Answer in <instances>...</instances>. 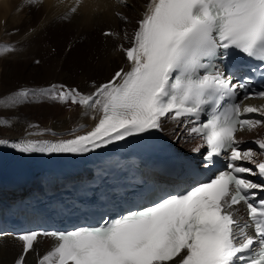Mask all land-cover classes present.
Masks as SVG:
<instances>
[{"label":"snow or ice","instance_id":"obj_1","mask_svg":"<svg viewBox=\"0 0 264 264\" xmlns=\"http://www.w3.org/2000/svg\"><path fill=\"white\" fill-rule=\"evenodd\" d=\"M41 3L30 0L29 6ZM120 5L129 7L127 0ZM117 15L127 21L124 13ZM136 25L131 46H120L128 70L120 68L99 85L93 81V92L52 83L21 88L11 97L13 106L33 98L69 110L78 106L91 119L98 111L90 131L75 135L73 129V138L53 142L0 138V146L23 154H85L176 121L187 136L202 140L192 151L206 147L203 168L215 167L214 158L226 166L99 226L19 234L23 253L16 264H24L41 237L59 244L38 264H264V183L249 178L264 180V161L254 160L264 156V138L252 141L257 151L242 148L237 137L264 127V108H242L246 100L264 98V0H148ZM15 52L13 45H0V58ZM236 53L255 63H240ZM250 113L258 116L245 115ZM241 202L248 218L233 210Z\"/></svg>","mask_w":264,"mask_h":264},{"label":"bare ground","instance_id":"obj_2","mask_svg":"<svg viewBox=\"0 0 264 264\" xmlns=\"http://www.w3.org/2000/svg\"><path fill=\"white\" fill-rule=\"evenodd\" d=\"M127 3L129 7L125 9L120 0H42L38 7H32L30 0H0V45H13L16 49L15 53L0 58V115L9 121L7 125L0 123V138L9 142L55 141L73 138L70 135L73 129H77L75 135H80L95 126L98 111L90 114L96 117L91 119L81 107L72 106L69 110L51 101L36 102L35 98L31 103L13 106L11 92L48 87L50 80L93 92V81L99 85L120 68L127 71L130 62L120 46H131L129 40L137 27L136 21L143 18L148 0H127ZM118 12L124 13L126 22L118 17ZM104 31L113 35L104 36ZM53 47L56 48L52 54L49 49ZM37 60L39 64L35 63ZM248 104L264 108V100ZM20 113L26 116L25 122H19ZM164 129L185 150L192 151L200 145V140L187 136L184 126H178L176 121H169ZM237 137L244 141L242 148L259 151L249 143L264 138V127L251 132L245 129ZM254 160L264 161V156L258 155ZM244 166L255 168L248 163ZM54 246L52 238L38 239L34 250L25 256L24 264H38ZM21 251L22 244L17 239L0 236V264H16Z\"/></svg>","mask_w":264,"mask_h":264},{"label":"rangeland","instance_id":"obj_3","mask_svg":"<svg viewBox=\"0 0 264 264\" xmlns=\"http://www.w3.org/2000/svg\"><path fill=\"white\" fill-rule=\"evenodd\" d=\"M4 22V21H3ZM104 36H106V35H104ZM55 48L56 47H53V48H50L49 50L51 51V53L53 54V52H55ZM57 50V49H56ZM78 69V68H77ZM79 70V69H78ZM50 82H52L51 80L49 81V84L51 85L52 83H50ZM47 83H48V81H47ZM20 84H25V83H20ZM27 84V83H26ZM75 87V86H74ZM76 88V87H75ZM0 91H1V89H0ZM16 93V90H13L12 92H11V94L12 95H14ZM36 99V98H35ZM24 109H26V108H24ZM21 114V115H20ZM19 114V122L20 123H22V122H25V120H26V116H23V113H20ZM7 117L6 116H1L0 115V119L1 120H5Z\"/></svg>","mask_w":264,"mask_h":264}]
</instances>
